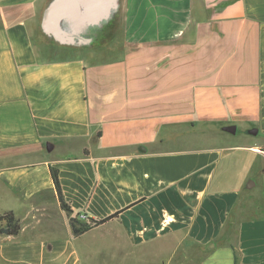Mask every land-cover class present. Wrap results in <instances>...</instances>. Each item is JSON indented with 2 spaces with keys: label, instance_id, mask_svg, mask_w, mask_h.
Masks as SVG:
<instances>
[{
  "label": "crops",
  "instance_id": "0c3cea01",
  "mask_svg": "<svg viewBox=\"0 0 264 264\" xmlns=\"http://www.w3.org/2000/svg\"><path fill=\"white\" fill-rule=\"evenodd\" d=\"M75 1L64 44L119 11L118 56L50 53L44 12L64 0H0V213L20 223L0 264H264V205L233 217L246 186L214 180L222 149L195 142L255 127L238 147L264 168V0H114L101 26L106 0ZM70 214L111 217L74 235Z\"/></svg>",
  "mask_w": 264,
  "mask_h": 264
},
{
  "label": "rangeland",
  "instance_id": "374dc122",
  "mask_svg": "<svg viewBox=\"0 0 264 264\" xmlns=\"http://www.w3.org/2000/svg\"><path fill=\"white\" fill-rule=\"evenodd\" d=\"M119 14V11L114 12V15L105 25L96 28V31L100 34L96 42L84 47L67 45L62 42V45H56V49L50 53H60L68 57L83 55L88 62H99L118 56V53L125 47L120 39L121 17ZM251 129L243 131L239 128L235 133L223 132L216 127L204 131L196 129V137L193 136L197 146H213L222 149L214 180L219 179V183L223 181V183L228 184V187L237 186L242 188L241 186H246L244 192L241 189V197L234 209L233 217H236V214L250 215L253 210L256 211L257 208L264 205V168H260L261 163L256 155H252L238 147L247 143L260 142V137L263 134L260 131L255 134L251 133ZM224 147L228 148L224 150ZM71 217L74 218L77 224L91 223L82 216L71 215ZM225 231V235L230 238L232 229L230 230V227H228Z\"/></svg>",
  "mask_w": 264,
  "mask_h": 264
},
{
  "label": "water",
  "instance_id": "95a60500",
  "mask_svg": "<svg viewBox=\"0 0 264 264\" xmlns=\"http://www.w3.org/2000/svg\"><path fill=\"white\" fill-rule=\"evenodd\" d=\"M113 1L114 0H106L104 4H101V6L103 7L96 10V18H92L90 19V21L96 22L97 25L101 24V22L109 16V8L114 7L115 4ZM64 2L65 4L67 3V7L64 4V6H51L45 10L42 27L44 31L52 34L59 41L64 43H71L73 42L72 35L66 34L60 29L59 21L63 16L66 15L76 18L78 15V5L75 0H64ZM98 2L99 1L96 0V6H100ZM224 129L230 132H235L234 125L225 126ZM250 132L255 134L257 132V129L252 128ZM47 148L50 149V145H47Z\"/></svg>",
  "mask_w": 264,
  "mask_h": 264
},
{
  "label": "trees",
  "instance_id": "16d2710c",
  "mask_svg": "<svg viewBox=\"0 0 264 264\" xmlns=\"http://www.w3.org/2000/svg\"><path fill=\"white\" fill-rule=\"evenodd\" d=\"M50 172H51V175H52L55 187H56V191H57V195H58L61 208L65 210L67 213H71L72 210L70 206L65 202L62 196L61 190H60L57 170L55 168H50ZM109 217L111 216H107L105 218L98 219V220L90 219V222H91L90 224H77L74 218L70 217L72 233L74 235H78L82 233L83 231L87 230L88 228H90L91 226L97 225L99 223L106 221L107 219H109ZM19 229H20L19 220L18 218L15 217L14 213L11 210L0 213V234H8V235L16 234L18 233Z\"/></svg>",
  "mask_w": 264,
  "mask_h": 264
}]
</instances>
